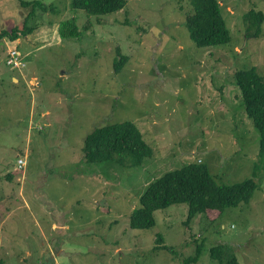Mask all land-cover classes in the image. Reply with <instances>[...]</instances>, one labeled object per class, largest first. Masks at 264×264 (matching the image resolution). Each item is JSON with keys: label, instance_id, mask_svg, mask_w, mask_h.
Segmentation results:
<instances>
[{"label": "rangeland", "instance_id": "obj_1", "mask_svg": "<svg viewBox=\"0 0 264 264\" xmlns=\"http://www.w3.org/2000/svg\"><path fill=\"white\" fill-rule=\"evenodd\" d=\"M24 1L42 4L26 25L31 6L0 0V33L20 31L0 37V264H182L194 239L213 233L195 264H217L216 245L238 264H264L259 136L235 84L239 70L264 78V20L254 37L244 19L264 15V0H218L231 40L210 48L189 37L191 0H125L101 16L72 0ZM72 18L79 33L62 36ZM126 121L151 147V163H87L85 138ZM186 163L206 165L218 185L251 179L256 189L213 225L216 213L185 226L182 204L156 211L153 228L130 229L148 185ZM158 236L174 253L155 251Z\"/></svg>", "mask_w": 264, "mask_h": 264}, {"label": "trees", "instance_id": "obj_2", "mask_svg": "<svg viewBox=\"0 0 264 264\" xmlns=\"http://www.w3.org/2000/svg\"><path fill=\"white\" fill-rule=\"evenodd\" d=\"M18 2L22 7L31 6L30 13L23 22L26 25L34 15L36 7H41L42 4L40 1L18 0ZM191 2L193 13L187 17L186 27L194 45L198 48L227 45L231 38L218 0H191ZM125 4V0H72L71 8L84 11L88 15L101 16L122 10ZM244 19L248 24L247 35H250L251 29H255L252 36L257 37L260 34L264 15L252 10L244 15ZM60 29L62 36L65 37H73L79 33L75 18L61 23ZM19 33L17 28H13L10 33H0V37L8 36L15 39V35ZM120 58L115 63V71L119 70V65L121 67L124 65L125 58L123 56ZM235 84L240 90L246 116L252 121L259 136L258 164L253 168L256 173L262 166L264 168V78L257 74L255 69L239 70L235 73ZM82 151L85 161L90 164L109 163L118 167L136 168L141 165L143 167L153 160L151 147L143 140L138 127L129 121L95 129L85 138ZM147 158L149 162L145 163ZM255 189L256 185L251 179L232 185H218L206 165L186 163L179 169L163 173L148 185L139 199V207L129 215V228L132 230L153 228L156 224L154 216L156 211L182 204L187 206L185 226L189 227L198 216L216 213L217 216L211 221L207 219L209 222L207 226L213 225L223 218L226 210L248 203ZM213 237L214 233L213 236L207 235V239L202 236L195 238L190 245V251L193 250L192 255L184 259L182 264H195L203 249L207 248L206 241ZM156 241L160 242V245L154 247L155 251L165 249L174 253L172 248L162 245L163 239L160 236ZM209 256L211 261L217 264H238L237 258L227 252L223 245L211 247Z\"/></svg>", "mask_w": 264, "mask_h": 264}, {"label": "built area", "instance_id": "obj_3", "mask_svg": "<svg viewBox=\"0 0 264 264\" xmlns=\"http://www.w3.org/2000/svg\"><path fill=\"white\" fill-rule=\"evenodd\" d=\"M14 53V52H13ZM12 61H15V64H18L17 62H16V54L14 53V56H10V60H9V62H12Z\"/></svg>", "mask_w": 264, "mask_h": 264}]
</instances>
